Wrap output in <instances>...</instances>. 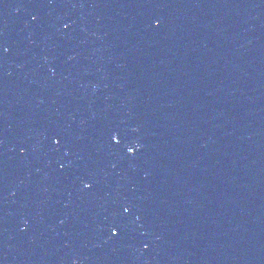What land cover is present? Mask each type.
Segmentation results:
<instances>
[{"label": "water", "instance_id": "obj_1", "mask_svg": "<svg viewBox=\"0 0 264 264\" xmlns=\"http://www.w3.org/2000/svg\"><path fill=\"white\" fill-rule=\"evenodd\" d=\"M0 264H264V0H0Z\"/></svg>", "mask_w": 264, "mask_h": 264}, {"label": "snow or ice", "instance_id": "obj_2", "mask_svg": "<svg viewBox=\"0 0 264 264\" xmlns=\"http://www.w3.org/2000/svg\"><path fill=\"white\" fill-rule=\"evenodd\" d=\"M66 27H67V25H66ZM113 139L115 140L116 138L115 137H113ZM118 142V141H117ZM56 143H59V141L57 140L56 141ZM133 151V149H129V152H132ZM86 187H88L89 185H85ZM113 234L115 235L116 233H115V231L113 232Z\"/></svg>", "mask_w": 264, "mask_h": 264}]
</instances>
